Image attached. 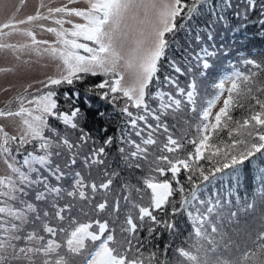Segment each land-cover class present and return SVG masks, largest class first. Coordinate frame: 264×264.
I'll return each mask as SVG.
<instances>
[{
  "label": "snow or ice",
  "instance_id": "obj_1",
  "mask_svg": "<svg viewBox=\"0 0 264 264\" xmlns=\"http://www.w3.org/2000/svg\"><path fill=\"white\" fill-rule=\"evenodd\" d=\"M81 2L84 7L70 6ZM20 10L0 22V50L12 51L17 60L26 53L58 63L57 74L41 81L47 91L16 97L15 110L0 109V117L20 121L15 135L0 125V161L5 165L0 175V264H162L155 253L145 255L139 233L146 226L148 237L157 239V227L163 225L176 235L181 215L195 238L188 250L177 249L189 264H264V227L259 243L242 247L235 238L239 224L232 226L236 233L228 227L238 213L230 212L225 221L221 211L224 182L238 181L245 162L256 165L258 153V192L264 201V59L243 58V69L228 61L230 71L217 73L215 92L208 98L196 79L208 76L214 62L229 55L234 33L251 24L264 39V0H67L56 7L41 2L34 14L18 19ZM36 27L54 34L55 41L38 39ZM13 35L26 40L7 43ZM97 76L104 79L87 89L85 108L79 91H59L62 85L74 89L77 82ZM181 77L189 78L187 87L181 86ZM88 93L122 117L119 136L109 135L107 126L98 129L103 134L99 146L86 126L93 108ZM237 108L247 113L241 119L231 114ZM185 109L196 113L199 123L197 137L188 140L194 151L182 155L183 138L171 134L167 117L175 120ZM95 115L105 125L111 118L100 110ZM224 130L229 143L214 144L213 136ZM111 149L124 168L141 173L136 183L116 184L120 172L109 171ZM200 161L211 167L205 169ZM93 171L104 177L99 183L88 179ZM117 187L122 191L117 193ZM100 192L105 195L93 204ZM76 201L86 202L92 212L108 211L114 217L111 226L109 219H93L83 207L78 211L88 219L81 221L73 214ZM121 201L128 209L123 222ZM244 208L254 210L255 201L245 202ZM169 247L163 246L165 253Z\"/></svg>",
  "mask_w": 264,
  "mask_h": 264
},
{
  "label": "trees",
  "instance_id": "obj_2",
  "mask_svg": "<svg viewBox=\"0 0 264 264\" xmlns=\"http://www.w3.org/2000/svg\"><path fill=\"white\" fill-rule=\"evenodd\" d=\"M253 23H256V17H253ZM258 26V25H257ZM256 27L253 25H249L247 30H241L240 32L234 33V39L230 40L232 47L230 49V53L227 57H222L220 61L214 62L213 68L208 70L209 75L205 77L197 76V83L200 82L204 85H211L209 89L205 92L199 88L201 95L205 98L210 97L214 94L215 90L212 88V84L219 78L217 73L222 74L225 71H230L227 68L228 61H231L233 64H236L237 67L243 69V65L240 61L243 58L248 59H256L262 60L264 59V39L256 35ZM85 81H89L92 85H75L73 89L72 86H67L59 90L61 93L63 91H79L81 95V102L80 106L85 108L86 106L83 104V98L87 92V89L93 87L96 83L100 82V76L97 77H87ZM181 86L187 87L189 78L188 77H181ZM199 84V83H198ZM88 98L92 101L93 108L89 110V118L87 122V128L91 130L92 135L98 138L97 146H99V137L103 134L98 131L101 126H107L109 128V135L119 136L120 126L122 123V117L119 111H113V106L110 104H106L104 101L99 100L98 97L88 93ZM198 105L200 103V97L197 98ZM118 103H122L119 101ZM61 106L66 108L67 105L61 97ZM105 111L107 113H111V118L108 123L105 125V120L99 118L95 115L96 111ZM136 111L135 109H132ZM235 119H241L243 115L247 113L244 112L242 109H235L231 113ZM183 117V119H182ZM187 120L188 123H184V120ZM167 121L169 124L170 132L173 134L175 138H183L182 143L184 144V148L180 150L179 154L186 155L189 151H194L193 146L188 143V140L197 137L196 132V124L199 123L197 119L196 113H191L185 109L182 113L176 114V119L174 120L171 116L167 117ZM154 123V122H153ZM176 124V128L173 129L172 125ZM189 124V126L187 125ZM162 132V130H161ZM165 138L164 134H161L160 140L163 141ZM214 144L226 145L229 143V137L227 134V130L221 131L219 136H213ZM221 150H226L223 146H221ZM167 154V153H165ZM207 155V152L205 153ZM260 154L258 153L254 158L256 160V165L261 164L262 162L259 160ZM109 164L111 167L109 171H118L120 172V177L116 181V184L119 185L124 181H131L132 183H136L139 176L141 175L140 172H133L126 168H124L123 164L118 160L117 152L115 149L110 150V154L108 157ZM200 164L205 167V169L211 167V165L207 161H200ZM254 164H250L249 162H245V165L241 169L239 180H231L224 182V187L221 189V196L223 198L224 206L221 209L222 215L225 221H228L229 213L235 211L238 213V217H234L231 219L230 223L228 224L229 230L233 233H236L237 230L233 228V225L239 224V233L235 236L236 239H239L241 242L242 247H250L252 245L253 240L258 241V233L262 227H264V201H261L259 198L258 190L261 187L260 180L257 178L259 175L258 167ZM220 175V174H217ZM184 174L182 173L181 178L183 179ZM104 178L102 175H98L96 171L92 172V176L88 177V179H95L97 183H99L100 179ZM188 185L186 184V187ZM220 186V181L216 182V187ZM210 190L215 191L216 188H213L212 185L208 186ZM122 190L117 187V193L121 192ZM105 194L100 192L96 195L93 204L96 202H100L101 198ZM114 198L113 195L108 196L109 201V211L111 208L112 200ZM134 198V195H133ZM178 198V197H177ZM135 199V198H134ZM255 201V209H248L247 211L244 208L245 202L252 203ZM139 203H144L138 201ZM77 209L74 210V215H77L81 221L88 219L83 214H81L78 209L83 207L86 212L91 213V217L93 219H109L110 226L111 221L114 217L109 215V212L106 211L104 213H96L92 212V209L86 202L83 201H76ZM127 207L124 205V202L121 201V213H120V222H123L125 215H127ZM133 214H135V210H133ZM157 215L163 219H167V214L163 212H158ZM177 223L180 229L176 235H171L164 230L163 225L157 227V233L159 236L157 239H151L148 237L147 227L139 233V238L144 241V251L145 255H149L151 253H155V255L159 258L162 264H189V262L178 255L177 249L183 247L185 250H188L189 247L194 242V236L192 235L191 226L188 223L185 216L181 215L177 218ZM55 223V221H54ZM170 245L168 251L165 253L163 246Z\"/></svg>",
  "mask_w": 264,
  "mask_h": 264
},
{
  "label": "rangeland",
  "instance_id": "obj_3",
  "mask_svg": "<svg viewBox=\"0 0 264 264\" xmlns=\"http://www.w3.org/2000/svg\"><path fill=\"white\" fill-rule=\"evenodd\" d=\"M43 2L51 7L61 6L66 3L67 0H0V22H3L8 16L15 13L16 8L20 7V12L17 14V18H25L27 15L34 14L35 10L39 7L40 3ZM71 7H84L85 5L81 3L70 5ZM45 14L47 13V8L41 9ZM36 23H43L49 26L51 25L49 21H39ZM69 27V25H65ZM37 34V38L41 40H47L50 43L55 41L54 34L42 31L40 28L36 27L34 29ZM26 38L20 35H13L11 38L7 39V43H23ZM43 47V46H41ZM15 53L8 49L0 50V69H10V71H0V109L5 111L8 110L10 106L13 110L18 107L16 103V97L21 95H27L29 93H36L37 89H43L41 81H46L49 76H55L57 74V63L58 61H53L48 56H36L22 54L19 60L16 59ZM27 61V63H25ZM104 77L100 76L102 81ZM199 88L205 92L211 85H204L200 83ZM78 85H92L89 81L84 83L77 82ZM68 85H62L59 87L61 90ZM54 88L56 86H53ZM227 87V85H226ZM27 89V92H25ZM47 91V89H43ZM199 90V89H198ZM60 96L59 100L61 102ZM222 100L213 108V114L218 111L219 107L222 106ZM19 118L9 117L7 119L0 117V125H3L10 134H18L19 132ZM187 125V124H186ZM189 126V124L187 125ZM5 165L0 161V175L4 174ZM134 198H136L134 194ZM146 202V200L141 201Z\"/></svg>",
  "mask_w": 264,
  "mask_h": 264
}]
</instances>
